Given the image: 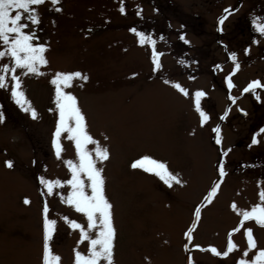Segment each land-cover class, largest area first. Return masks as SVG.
I'll return each mask as SVG.
<instances>
[{"label":"rangeland","instance_id":"rangeland-1","mask_svg":"<svg viewBox=\"0 0 264 264\" xmlns=\"http://www.w3.org/2000/svg\"><path fill=\"white\" fill-rule=\"evenodd\" d=\"M33 7L39 24L22 22L38 37L33 43L46 47L48 63L40 67L41 75L19 69L16 75L38 118L33 120L11 97V73L9 88L0 89L5 117L0 123V264H42L45 204L49 219L56 221L50 247L60 264H74V249L88 254V241L78 243L80 230L64 219L87 230L86 217L66 202L70 186L48 195L39 179L66 181L71 173L65 161L78 162L67 133L60 138V159L52 148L58 114L50 81L57 72L88 77L74 79L64 90L76 97L89 134L110 151L97 166L104 169L105 194L113 205L114 264H238L264 249V227L254 220L241 226L239 214L259 202L264 188V133H259L264 89L255 95L242 92L253 80L264 84V36L252 24L254 19L264 23V0H59L55 5L45 0ZM133 28L155 41L162 53L159 69L154 70L151 43L141 45ZM232 53L239 64L235 74ZM4 63L11 65L7 57L0 60ZM177 83L187 95L173 87ZM197 91L205 93L200 106L209 119L203 126L195 110ZM218 124L221 144L216 147L212 139ZM258 133L259 142L252 144ZM145 155L164 162L182 184L170 188L154 174L132 169L131 163ZM214 183L217 193L205 203ZM202 204L196 220L195 209ZM248 228L257 249L243 257ZM229 233L233 252L225 257L209 251H226Z\"/></svg>","mask_w":264,"mask_h":264},{"label":"snow or ice","instance_id":"snow-or-ice-1","mask_svg":"<svg viewBox=\"0 0 264 264\" xmlns=\"http://www.w3.org/2000/svg\"><path fill=\"white\" fill-rule=\"evenodd\" d=\"M58 2L59 0H51L53 5ZM44 3L45 0H0V45H2L4 49L0 51V60L7 57L11 61V65L8 63L0 65V89L6 90L9 88L7 74L11 73V97L22 111L31 115L33 120L38 118L37 112L25 98V94L21 90L20 78L16 75V72L19 69L24 75H41L40 67L48 63L44 56L46 47L43 44L33 43L38 37L34 31L26 32L25 29L28 27V24L22 22V20L26 18L32 25H38L39 14L33 6H39ZM55 10L60 11L59 8ZM119 11L122 14L126 11L123 4ZM224 11L225 13L229 12L228 9ZM137 15H140V10L137 11ZM224 19H226V16L221 17L218 23L223 24ZM252 24L254 30L261 36H264V23L254 19ZM130 31L140 38L139 43L141 45L151 43L153 47L152 63L154 65V70L159 69L161 64L158 60L162 53H158L155 50V41H152L150 37H145V34L137 32L134 28L130 29ZM180 39L184 40V37L181 36ZM184 42L188 43L187 40H184ZM229 59L234 63L232 74H235V72L239 70V64L235 59V53H232ZM217 67H219V65ZM76 78L84 81L88 79L86 75H82L80 72H57L50 83L55 87L54 103L55 110L58 114L55 131L52 136V148L54 149L56 157L60 159L63 151L60 138L63 133H67V138L74 142L78 162H73L72 160L65 161V165L71 173V178L66 181H60L58 179L54 181L46 180L44 177H40L39 179L40 183L47 189L48 195L53 194L54 188L62 187L64 184L69 185L71 190L68 193L66 202L74 206L76 212L83 213L87 219V230H85V228L76 221H69L67 217H64L65 221L69 223L73 229L80 230L81 239L78 243L85 240L88 241V254L86 256L74 249V264H114L116 230L113 222V205L109 202L105 194L104 169L97 166L98 163H103L110 158V151L108 148L103 147L99 141L93 139L89 134L86 118L78 106L76 97L64 90L72 86V82ZM226 82L229 89L234 87L230 77H226ZM165 83H168V81H165ZM173 87L182 94L187 95L186 90L180 84H174ZM256 89H264V84L259 80L249 82L243 89V92H252L255 95ZM203 96H205L203 91H197L195 93V110L200 115L202 126L209 119L206 113L201 110L200 98ZM228 98L232 103H235L234 97L229 96ZM257 99H259V96H257ZM226 115L227 110L225 115L221 116L220 119H224ZM4 120V115L0 113V123H3ZM213 132L216 133V144H221L219 126L214 128ZM259 133H264V128H261ZM259 133L253 136L251 141L252 144H257L259 142L257 138ZM105 139H107V137ZM88 145H95V147L90 150ZM6 166L12 168L13 164L7 162ZM131 168L154 174L170 188L173 184H182L179 176L170 172L168 166L164 162L148 155L133 161L131 163ZM225 174L224 166L221 164L219 175L223 178ZM218 188V183H214L211 186L210 191L204 198L205 203H210L212 201ZM258 198L259 202L252 206L250 210L239 213L242 216V220L240 221L241 226L246 221L254 220L258 226L264 227V188H261L258 192ZM61 199L62 202H65V198L61 197ZM24 203L28 204L30 202L25 199ZM201 207H203V204L195 209L194 215L196 220L200 218ZM232 208L236 210L235 203H233ZM48 212L49 208L47 204H45L43 208L42 264H60L61 258L58 255H53L50 247V242L54 238L56 221L49 219ZM233 231H239V228ZM92 232H94V237L90 235ZM191 232L192 229H189V231L185 233L189 241L192 239ZM244 235L247 240V250L243 252V257H248L251 250L257 249V241L253 236L251 228L246 229ZM231 236L232 233H229L226 251L220 253L214 247L210 248L209 251L217 256H228V254L233 252L236 248ZM185 250H187V245H185ZM238 264H264V249L256 251L254 257L251 259H240Z\"/></svg>","mask_w":264,"mask_h":264},{"label":"water","instance_id":"water-1","mask_svg":"<svg viewBox=\"0 0 264 264\" xmlns=\"http://www.w3.org/2000/svg\"><path fill=\"white\" fill-rule=\"evenodd\" d=\"M250 93H252V92H248L246 94H250ZM240 114L245 117V114H243V113H240Z\"/></svg>","mask_w":264,"mask_h":264},{"label":"flooded vegetation","instance_id":"flooded-vegetation-1","mask_svg":"<svg viewBox=\"0 0 264 264\" xmlns=\"http://www.w3.org/2000/svg\"><path fill=\"white\" fill-rule=\"evenodd\" d=\"M213 72L216 73L215 70H213ZM212 141H214V139H212Z\"/></svg>","mask_w":264,"mask_h":264}]
</instances>
